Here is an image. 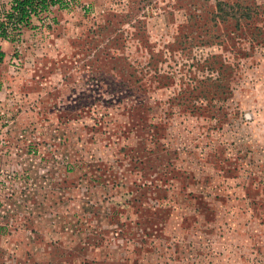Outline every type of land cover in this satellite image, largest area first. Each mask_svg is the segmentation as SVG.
<instances>
[{"label":"rangeland","instance_id":"rangeland-1","mask_svg":"<svg viewBox=\"0 0 264 264\" xmlns=\"http://www.w3.org/2000/svg\"><path fill=\"white\" fill-rule=\"evenodd\" d=\"M35 24L0 39V264H264V0Z\"/></svg>","mask_w":264,"mask_h":264},{"label":"trees","instance_id":"trees-1","mask_svg":"<svg viewBox=\"0 0 264 264\" xmlns=\"http://www.w3.org/2000/svg\"><path fill=\"white\" fill-rule=\"evenodd\" d=\"M66 0H10V9L0 19V39L10 43L15 42L25 30L35 29V21H42L43 16L52 8L62 9ZM217 19L233 18L237 25L243 20H253L259 13L255 8L230 7L229 4L218 2L216 5ZM261 31V30H260ZM5 53L0 49V67ZM222 81V80H220Z\"/></svg>","mask_w":264,"mask_h":264}]
</instances>
